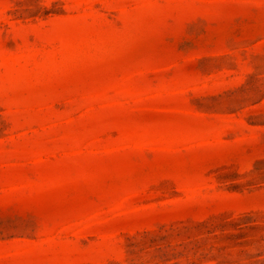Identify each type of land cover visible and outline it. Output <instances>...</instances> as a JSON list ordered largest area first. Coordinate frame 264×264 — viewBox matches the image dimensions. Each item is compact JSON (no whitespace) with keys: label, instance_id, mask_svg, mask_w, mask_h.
Listing matches in <instances>:
<instances>
[{"label":"rangeland","instance_id":"374dc122","mask_svg":"<svg viewBox=\"0 0 264 264\" xmlns=\"http://www.w3.org/2000/svg\"><path fill=\"white\" fill-rule=\"evenodd\" d=\"M0 264H264V0H0Z\"/></svg>","mask_w":264,"mask_h":264}]
</instances>
